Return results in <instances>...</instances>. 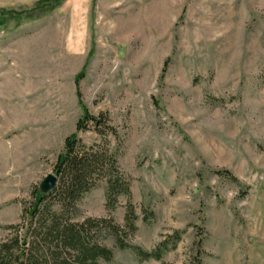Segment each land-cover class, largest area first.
I'll list each match as a JSON object with an SVG mask.
<instances>
[{
    "label": "rangeland",
    "instance_id": "374dc122",
    "mask_svg": "<svg viewBox=\"0 0 264 264\" xmlns=\"http://www.w3.org/2000/svg\"><path fill=\"white\" fill-rule=\"evenodd\" d=\"M85 109L132 194L109 213L100 181L76 220L130 202V246L178 232L167 263L264 264V0H0V240ZM104 234L100 264H161Z\"/></svg>",
    "mask_w": 264,
    "mask_h": 264
},
{
    "label": "trees",
    "instance_id": "16d2710c",
    "mask_svg": "<svg viewBox=\"0 0 264 264\" xmlns=\"http://www.w3.org/2000/svg\"><path fill=\"white\" fill-rule=\"evenodd\" d=\"M91 129L98 134L99 141L87 145L78 133ZM108 135L119 138L117 128L109 123L107 115H94L85 109L76 123V132L65 138L64 149L54 164L53 173L57 176L54 189L44 193L40 185L35 187L31 199L22 202L20 222L6 227L9 232L0 240V264H100V260L110 261L113 251L103 241L105 231L114 235L121 249L131 248L141 262L156 259L161 264H170L163 261V254L176 246L180 239L178 232L166 236L151 250L125 242V238L137 229L134 206L130 202L124 225L106 218L75 219L79 203L100 181L107 184L105 198L109 213L115 211L121 196L132 194L130 182L119 165L117 151L108 146ZM199 263L196 257L189 264Z\"/></svg>",
    "mask_w": 264,
    "mask_h": 264
},
{
    "label": "water",
    "instance_id": "95a60500",
    "mask_svg": "<svg viewBox=\"0 0 264 264\" xmlns=\"http://www.w3.org/2000/svg\"><path fill=\"white\" fill-rule=\"evenodd\" d=\"M57 183V176L54 173L48 174L40 183L42 192L47 193L54 189Z\"/></svg>",
    "mask_w": 264,
    "mask_h": 264
}]
</instances>
